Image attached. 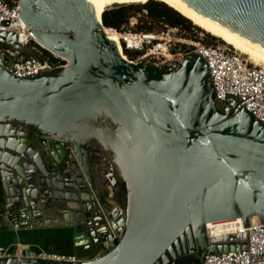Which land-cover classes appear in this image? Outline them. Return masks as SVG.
Returning <instances> with one entry per match:
<instances>
[{"label":"water","instance_id":"95a60500","mask_svg":"<svg viewBox=\"0 0 264 264\" xmlns=\"http://www.w3.org/2000/svg\"><path fill=\"white\" fill-rule=\"evenodd\" d=\"M109 1L17 0L21 22L60 57L0 31L25 58L63 61L17 77L0 54V217L11 230L71 227L75 257L23 245L0 264H199L245 249L207 236L206 223L264 224V123L233 95L216 98L196 53L170 69L123 59L95 19ZM171 1L264 58V0ZM106 223L118 236L103 248Z\"/></svg>","mask_w":264,"mask_h":264},{"label":"built area","instance_id":"2783aa9c","mask_svg":"<svg viewBox=\"0 0 264 264\" xmlns=\"http://www.w3.org/2000/svg\"><path fill=\"white\" fill-rule=\"evenodd\" d=\"M137 19L138 15L128 17L118 29L106 27L116 36L119 53L123 59L132 63L151 62L159 68L170 69L180 64L189 54L196 53L207 64L216 98L223 102L226 94L233 95L239 100V105L264 123L263 66L251 64L241 53L225 42L203 44L200 37L194 33L184 32L177 27L161 25L159 30L154 28L149 31L135 30ZM18 30H22V26L18 19L17 1L12 0L11 3H7L0 0V31H13L17 40L19 39ZM28 41L30 40L24 39L22 42H17L23 45ZM0 54L11 57L10 68L17 77L35 74L44 67L59 65L58 62H52L50 54L47 55L50 61L41 63L33 58L23 57L17 50L5 44H0ZM240 224L242 228H236L241 231H234L231 236L233 240L236 237L244 239L245 249L205 255L199 264H264V224L256 221H249L246 227H243L242 222ZM105 226L110 231V237L101 242L103 248L118 236V232L109 224L106 223ZM102 230L104 233V227ZM22 251L23 245L19 242L11 246H0V257L11 254L19 256ZM30 254L53 260H75L72 253L58 254L41 251L35 253L30 250Z\"/></svg>","mask_w":264,"mask_h":264},{"label":"bare ground","instance_id":"6f19581e","mask_svg":"<svg viewBox=\"0 0 264 264\" xmlns=\"http://www.w3.org/2000/svg\"><path fill=\"white\" fill-rule=\"evenodd\" d=\"M146 1L148 2V0H111L104 6V10L107 7L112 6L114 4H139L140 5L141 3H143V5H144V3ZM156 1H159L158 3L162 2L165 5L169 6L170 8L175 10L176 13L178 12L181 16H183L186 19H188L191 22V24L199 27L200 29H202L206 33L210 34L211 36H215V37L221 39L223 42H225L226 44L230 45L233 49H235L236 51H238L239 53L244 55L246 57V59L248 60V62L253 63L255 65L264 64V58L260 57L259 55L255 54L254 52L248 50L247 48L243 47L242 45L236 43L235 41L231 40L230 38L226 37L225 35L219 33L215 29L211 28L207 24L203 23L199 19L195 18L191 14L187 13L185 10H183L181 7H179L173 1H171V0H155V2ZM18 19H19V12H18ZM95 19H96L97 22L101 23V18H96L95 17ZM19 23L22 26V30H18V34H19L18 35L19 39H17L18 42L19 41L22 42L24 39L33 40L34 42H36L37 44H39L43 48L47 49L52 55L60 57L54 50H51V48H49L48 46H45V44L43 42H41L32 33V31H30L28 28H26V26L21 22L20 19H19ZM101 26H102V30H103L104 34L106 35V37L109 40H112L114 42V44L116 46V49H117V51L119 53V45L117 44L116 36L114 35V33L111 30L107 29L102 24H101ZM91 184L93 185V183H91ZM97 184H98V182L94 183L93 187H91V185H89V183H88V186L95 189L97 187L96 186ZM53 194H54V196H59L60 192L58 190H54ZM91 196H92V198L94 197V192L93 191H91ZM68 204H69V206H72L74 203H73L72 200L68 199ZM99 209H100V206H99ZM46 217H49V215H46L45 218ZM255 218H256V216H251L250 217V221H254ZM241 221L242 220H241L240 217H236V218H233L231 220H219V221L208 222V223L205 224V228H206V231H207V236H209L211 238H214V239H217V240H219L221 238H227L229 235L232 234V232H234V231L235 232H240L241 231V229H237V228H242V226L240 224ZM238 224H240L239 225L240 227H238ZM232 226H235V227H232ZM111 228L116 230V228H113L112 226H111ZM104 234L106 236L110 237V231L106 229V226H104Z\"/></svg>","mask_w":264,"mask_h":264},{"label":"trees","instance_id":"16d2710c","mask_svg":"<svg viewBox=\"0 0 264 264\" xmlns=\"http://www.w3.org/2000/svg\"><path fill=\"white\" fill-rule=\"evenodd\" d=\"M7 3H11L12 0H4ZM147 2V1H146ZM139 4H114L110 8L104 10L107 19L101 18V23L105 27H111L118 29L121 24L126 22L127 18L133 15H142L145 19L140 20L139 24L134 27L135 30L149 31L153 28V25H167L170 27H177L179 30L188 32L190 34L195 33L199 28L191 24V22L185 17L181 16L178 12L165 5L164 3L155 0H148L147 3ZM207 41L213 40L212 43L219 42L213 36L204 34ZM47 54V53H46ZM48 55V54H47ZM49 56V55H48ZM53 63L62 64L63 61L49 56ZM101 203H103L102 196L100 197ZM33 252L37 253L38 250L33 249ZM61 254V253H60ZM70 254V253H69ZM190 256L180 258L179 261L189 259Z\"/></svg>","mask_w":264,"mask_h":264},{"label":"crops","instance_id":"0c3cea01","mask_svg":"<svg viewBox=\"0 0 264 264\" xmlns=\"http://www.w3.org/2000/svg\"><path fill=\"white\" fill-rule=\"evenodd\" d=\"M63 227L60 224H51L45 228L11 230L4 225L0 217V246H11L15 242L27 246L31 251L69 254L72 253L71 233L60 235Z\"/></svg>","mask_w":264,"mask_h":264},{"label":"rangeland","instance_id":"374dc122","mask_svg":"<svg viewBox=\"0 0 264 264\" xmlns=\"http://www.w3.org/2000/svg\"><path fill=\"white\" fill-rule=\"evenodd\" d=\"M15 1H17V0H15ZM113 6V5H112ZM111 6H109L108 8H110ZM145 18L140 14L139 16H138V19H137V24H139V21L140 20H144ZM195 26V25H194ZM153 28L155 29V30H159L160 28H161V25H159V24H154L153 25ZM199 28V27H198ZM187 34V33H186ZM197 37H200V41H201V43H203V44H210L211 42H213V40H211V41H207L206 40V38H205V36H204V34H205V31H203L202 29H200L199 28V30H197L196 31V33H194ZM208 34V33H207ZM210 35V34H209ZM214 38H216V40H218L219 42H221V43H224L221 39H219V38H217V37H215V36H213ZM29 43H32L31 41H28ZM243 57H245L244 55H243ZM246 58V57H245ZM251 64H253V63H251ZM259 66H263V68H264V64H258ZM102 199H103V205L105 204V205H107V206H113V204H112V202L109 200V198H108V195H106V194H102ZM238 227H240L239 225H238ZM61 231H59V233H60V235H68L69 233H70V231H72V228L71 227H63L62 229H60Z\"/></svg>","mask_w":264,"mask_h":264},{"label":"flooded vegetation","instance_id":"af4514ba","mask_svg":"<svg viewBox=\"0 0 264 264\" xmlns=\"http://www.w3.org/2000/svg\"><path fill=\"white\" fill-rule=\"evenodd\" d=\"M66 167H68V165H66ZM103 204V203H102Z\"/></svg>","mask_w":264,"mask_h":264}]
</instances>
